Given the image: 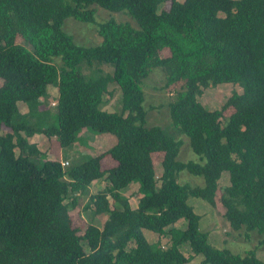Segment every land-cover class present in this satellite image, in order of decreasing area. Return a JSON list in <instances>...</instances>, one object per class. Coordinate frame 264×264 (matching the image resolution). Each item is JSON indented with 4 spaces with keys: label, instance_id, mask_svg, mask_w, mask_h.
I'll return each mask as SVG.
<instances>
[{
    "label": "trees",
    "instance_id": "16d2710c",
    "mask_svg": "<svg viewBox=\"0 0 264 264\" xmlns=\"http://www.w3.org/2000/svg\"><path fill=\"white\" fill-rule=\"evenodd\" d=\"M96 6L126 13L137 27L107 20L99 44L79 45L66 20L94 23ZM105 66L113 73L93 75ZM154 68L163 70L166 89L180 86L169 103L172 134L147 126L143 81ZM110 83L122 93L118 112L100 109ZM229 83L242 93L220 109L200 102L205 89ZM49 86L58 90L55 113H21L19 103L40 102ZM83 129L117 142L66 168L29 141L44 134L65 148ZM179 134L198 161L178 159ZM106 157L112 167L103 168ZM184 170L204 185L178 184ZM101 179L107 187L90 195ZM132 183L137 207L123 195ZM218 191L230 230L264 236V0H0V264H188L186 244L200 264H264L257 249L240 255L210 245L188 200L214 208ZM89 195L85 210L105 220L81 234L73 215ZM181 220L184 229L174 226ZM145 231L169 236V247Z\"/></svg>",
    "mask_w": 264,
    "mask_h": 264
},
{
    "label": "rangeland",
    "instance_id": "374dc122",
    "mask_svg": "<svg viewBox=\"0 0 264 264\" xmlns=\"http://www.w3.org/2000/svg\"><path fill=\"white\" fill-rule=\"evenodd\" d=\"M167 5L164 3L160 10ZM97 12L95 15L94 23H80L73 18H68L64 25V29L73 35L75 41L85 47L95 46L101 42V38L97 34L99 25L107 20H115L117 22L129 23L134 27H137L136 22L124 12H111L101 7L96 6ZM223 16V14H220ZM164 57L165 54L162 53ZM55 63L59 65V60H55ZM104 73H113V68L109 66L96 68L93 70V75L98 76ZM180 89L179 84L173 86L171 89L165 88V74L161 68L152 69L150 75L143 81V90L145 95L144 108L147 111V126H159L163 128L168 134H172L173 126L170 118L169 103L174 100L176 92ZM109 90L112 91V95L108 96L103 105L100 106L101 110L114 112L120 111L122 93L117 86L110 83ZM57 88L54 86L48 87V95L40 102L34 104L19 103V109L23 114L37 113V112H49L55 113L56 107L52 104L57 96ZM237 92L242 93V88L234 84H220L215 88L205 89L203 95L199 98L200 102L209 110L220 109L227 96ZM231 111L225 113L227 117ZM30 121L33 125L36 120L31 117ZM49 121L43 125L47 127ZM172 127V128H171ZM175 133V132H173ZM183 142L178 159L184 163L189 161H198L199 157L194 153L190 146V142L187 136L183 134L177 135ZM30 143L37 145L39 151L46 155L49 159L66 161L71 168L80 163L85 162L91 157L97 156L99 153H103L111 149L117 142L114 135L98 133L91 129H83L78 133L77 141L69 147L62 148L59 146L57 137H47L44 134H36L29 139ZM162 156H156L154 158L156 175H161L162 171ZM114 165L109 157L102 160L103 168H109ZM177 183L189 184L192 187L203 186L204 178L200 176H194L189 171L184 170L178 175ZM229 184V174L224 173L223 178L220 181V185L223 187ZM108 183L105 179L94 181L90 186V195L102 191L107 187ZM171 192L175 193L176 188H170ZM138 184L132 183L130 187L123 191V195L127 196L131 200L133 207L138 206ZM220 191L216 195V206L213 208L206 201L200 198H190L188 203L194 207L195 212L201 216L200 229L203 232H209L210 245L216 249L222 250L227 248L234 254H245L248 250L257 249V256L264 261V244L261 241L264 236L253 232L248 238L245 230L235 232L230 230L228 222L224 217V207L220 202ZM89 196L81 198L79 206L76 208L73 218L74 227L79 230V233H84L85 228L88 225H96L102 227L105 216L99 217L95 214L94 209L90 208L85 210V205L89 201ZM112 203V201H111ZM112 205V204H111ZM185 221V220H184ZM178 224L177 227H179ZM169 229V228H167ZM146 237L150 242L159 241L162 247H169V236H159L151 231H145ZM209 239V238H208ZM84 246L85 243H83ZM184 248V247H183ZM183 249L184 254L187 256L190 254V248L185 247ZM191 255V254H190ZM200 259L197 258L188 264H200Z\"/></svg>",
    "mask_w": 264,
    "mask_h": 264
},
{
    "label": "crops",
    "instance_id": "0c3cea01",
    "mask_svg": "<svg viewBox=\"0 0 264 264\" xmlns=\"http://www.w3.org/2000/svg\"><path fill=\"white\" fill-rule=\"evenodd\" d=\"M30 141V140H29ZM178 224H180L179 225V227H177L178 226ZM175 227H177V228H180V229H184L185 227H186V222L184 221V220H181V221H179V222H177L175 225H174ZM208 233V235L210 234L209 232H207ZM146 235V234H145ZM209 241H210V235H209ZM184 247V248H183ZM182 248H181V251L183 252V254H184V251H183V249H186L185 247H189L188 246V244H186L185 246H183ZM191 254V255H190ZM190 254H188L186 257H192L191 258V260H190V262H192L193 260H196L197 258H201V257H198V256H193V254H192V251H191V249H190ZM201 261H202V259H201ZM200 261V262H201Z\"/></svg>",
    "mask_w": 264,
    "mask_h": 264
},
{
    "label": "built area",
    "instance_id": "2783aa9c",
    "mask_svg": "<svg viewBox=\"0 0 264 264\" xmlns=\"http://www.w3.org/2000/svg\"><path fill=\"white\" fill-rule=\"evenodd\" d=\"M60 162H61V164L63 165V167H67L68 164H69L68 162H66V161H62V160H61Z\"/></svg>",
    "mask_w": 264,
    "mask_h": 264
}]
</instances>
